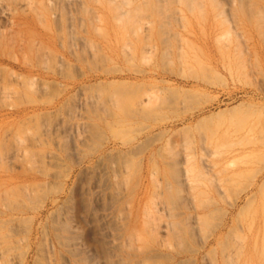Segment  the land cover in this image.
<instances>
[{"label": "rangeland", "instance_id": "obj_1", "mask_svg": "<svg viewBox=\"0 0 264 264\" xmlns=\"http://www.w3.org/2000/svg\"><path fill=\"white\" fill-rule=\"evenodd\" d=\"M263 29L264 0H0V264H264Z\"/></svg>", "mask_w": 264, "mask_h": 264}, {"label": "bare ground", "instance_id": "obj_2", "mask_svg": "<svg viewBox=\"0 0 264 264\" xmlns=\"http://www.w3.org/2000/svg\"><path fill=\"white\" fill-rule=\"evenodd\" d=\"M156 1H158V0H156ZM76 2H77V1H76ZM120 2L122 3L123 1H120ZM120 2H119V3H120ZM247 2H248V1H247ZM149 3H152V2H149ZM156 3H158V2H156ZM161 3H162V2H161ZM161 3H160V4H161ZM238 3H239V2H238ZM240 3H241V2H240ZM245 3H246V2H245ZM245 3H243V4H245ZM154 4H155V2H154ZM249 4H251V3H249ZM78 5H79V4H78ZM117 5H118V4H117ZM122 5H123V4H122ZM151 5H152V4H151ZM251 5H252V4H251ZM119 6H120V5H119ZM163 6H165V5H163ZM241 6L243 7V5H241ZM247 6H248V5H247ZM156 7H158V6H156ZM161 7H162V6H161ZM259 7H260V6H259ZM151 8H152V7H151ZM119 9H120V8H119ZM121 10H122V9H121ZM153 10H154V9H153ZM163 10H164V9H163ZM165 10H166V9H165ZM165 10H164V11H165ZM248 10H249V9H248ZM251 10H253V8H252ZM251 10H249V11L252 13ZM116 11H117V10H116ZM253 11H254V10H253ZM117 13H118V12H117ZM160 13H161V11L159 12V14H160ZM255 13H257V12L255 11V12L252 13V14H255ZM258 13H259V12H258ZM64 14H65V13H64ZM157 14H158V11H157ZM159 14H158V15H159ZM162 14H163V13H162ZM65 15H66V14H65ZM120 15H121V13H120ZM163 15H164V14H163ZM69 16H70V15H69ZM247 16H248V13H247V15H245V17H247ZM118 17H119V15L117 16V18H118ZM156 17H157V16H156ZM158 17H159V16H158ZM262 17H263V16H262ZM66 18H67V17H65V20H67ZM117 18H116V19H117ZM162 18H163L162 21H167V20H165V18H164L163 16H162ZM162 18H160V19H162ZM247 18H248V17H247ZM68 19H69V18H68ZM72 19H73V18H72ZM120 19H121V17H120ZM56 21H57V20H56ZM58 21H59V20H58ZM60 21H61V20H60ZM67 21H68V20H67ZM162 21H161V22H162ZM256 21H258V20H256ZM259 21H260V19H259ZM65 22H66V21H65ZM68 22H69V21H68ZM161 22H160L159 24H161ZM70 23H72V22H70ZM165 23H168V22H165ZM65 24H66V23H65ZM67 24H68V23H67ZM159 24H158V25H159ZM163 24H164V23H162V26H164ZM258 24H259V23H258ZM258 24H257V25H258ZM22 25H23V24H22ZM68 25H69V24H68ZM165 25H166V24H165ZM168 25H169V24H168ZM168 25H167V26H168ZM160 26H161V25H160ZM162 26H161V30H162V28H163ZM255 26H256V25H255ZM260 26H261V25H260ZM164 27H165V26H164ZM262 27H263V25H262ZM262 27H261V28H262ZM70 28H71V27H70ZM165 29H166V28H164V30H165ZM159 30H160V28H159ZM159 30H158V31H159ZM168 30H169V29H167V31H168ZM263 31H264V29H263ZM263 31H262V32H263ZM12 32H13V31H12ZM12 32H11V33H12ZM165 32H166V31H165ZM19 33H20V31H19ZM19 33H18V34H19ZM21 33H22V32H21ZM66 33H67V32H66ZM158 33H159V32H158ZM162 33H163V32H162ZM258 33H259V32H258ZM160 34H161V33H160ZM160 34H159V35H160ZM11 35H14V34L12 33ZM11 35L9 34V36H11ZM165 35H166L165 37L167 38V35H168V34H165ZM260 35L262 36V33H261ZM19 36H20V35H18V37H19ZM169 36H170V34H169ZM20 37H21V36H20ZM20 37H19V38H20ZM263 37H264V36H263ZM3 38H4V37H3ZM3 38H2V39H3ZM69 38H70V37H69ZM6 39H7V38H6ZM9 39H10L9 41H11V40H12V36H11V38H9ZM162 39H164V38H162ZM19 40H20V39H19ZM27 40H28V39H27ZM29 40H30V39H29ZM72 40H73V39H72ZM9 41H8V42H9ZM5 42H6V41H5ZM12 42H14V41L12 40ZM26 42L28 43V41H26ZM26 42H25V44H26ZM30 42H31V41H30ZM166 42H168V41L166 40ZM18 43H19V42H18ZM3 44H4V43L2 42V45H3ZM28 44H29V43H28ZM10 47H11V46H10ZM27 47H28V46H27ZM19 49H21V48H19ZM164 50H165V49H164ZM20 51H21V50H20ZM165 51H166V50H165ZM163 54H164V53H163ZM23 55H24V54H23ZM81 57H82V54H81ZM109 85H110V84H109ZM96 86H98V85H96ZM107 86H108V84H107ZM94 87H95V85H94ZM90 89H91V88H90ZM90 89H89V90H90ZM93 89H94V88H93ZM96 89H97V88H96ZM96 89H95V90H96ZM100 89H102V88H100ZM95 90H94V92H96ZM116 90H117V89H116ZM99 91H100V90H99ZM101 91H103V90H101ZM107 91H108V90H107ZM124 91H125V90H124ZM124 91H123V92H124ZM92 92H93V91H92ZM112 92H113V91H112ZM114 92H115V91H114ZM117 92H118V91H117ZM123 92H122V93H123ZM125 92H126V91H125ZM115 93H116V92H115ZM101 94H102V93H101ZM111 94H112V93H111ZM113 94H114V93H113ZM113 94H112L111 96H113ZM121 95H122V94H121ZM124 95H125V97H126L127 94H124ZM124 95H123V96H124ZM108 96H110V95H108ZM107 98H109V97H107ZM168 98H169V97H168ZM169 99H170V98H169ZM95 100H96V99H95ZM163 100H164V99H163ZM165 101H167L166 98H165ZM169 101H170V100H169ZM100 102H101V101H100ZM102 102H103V99H102ZM94 103H95V102H94ZM104 103H105V102H104ZM121 103H124V102L121 101ZM121 103H120V104H121ZM138 103H139V102H138ZM142 103H143V102H142ZM166 103H169V102L167 101ZM126 104H127V103H126ZM134 104H136V101H135ZM134 104H133V105H134ZM145 104H147V103H145ZM66 105H67V104H66ZM66 105H65V106H66ZM72 105H73V104H72ZM93 105H94V104H93ZM136 105H137V104H136ZM140 105H142L141 102H140ZM140 105H139V106H140ZM69 106H71V105L69 104ZM94 106H95V105H94ZM100 106H101V105H100ZM104 106H105V105H104ZM120 106H121V105H120ZM124 106L126 107V108H125L126 110L123 109V111L125 110V111L127 112L128 115H127L126 113L123 114V115L130 116L131 113H130L129 111H127V109H128L127 106H128V105H125V104H124ZM124 106H123V104H122V108H124ZM67 107H68V106H67ZM146 107H147V105H146ZM97 108H98V107H97ZM103 108H104V107H103ZM120 108H121V107H120ZM122 108H121V109H122ZM147 108H148V107H147ZM93 109H95V108H93ZM101 109H102V106H101ZM116 109H118V108H116ZM137 109H138V108H137ZM137 109H133V110L136 111ZM139 109H141V108H139ZM148 109H150V108H148ZM103 110H104V109H103ZM119 110H120V109H119ZM128 110H132V108H130V109H128ZM98 111H99V110H98ZM100 111H101V110H100ZM105 111L107 112V108H105ZM135 111H134V112H135ZM139 111H140V110H139ZM150 111H151V110H150ZM106 112H105V113H106ZM109 112H110V111H109ZM109 112H108V113H109ZM112 112H113V113H111V112H110V113H111V115L113 114V117H114V111H112ZM115 112H116V111H115ZM121 112H122V111H121ZM137 112H138V111H137ZM137 112H136V113H137ZM141 112H142V111H140V115H142ZM108 113H107V114H108ZM117 113H119V112L117 111ZM129 113H130V115H129ZM138 113H139V112H138ZM93 114H95V113H93ZM146 114H147V113H146ZM146 114L144 113L145 117H147ZM151 114H153V113H151ZM140 115H139V117H140ZM93 116H94V115H93ZM100 116H101V115H100ZM116 116H117V115H116ZM151 116H152V115H151ZM96 117H97V116H96ZM101 117H102V116H101ZM131 117H132V116H131ZM142 117H144V116L142 115ZM142 117H141V118H142ZM117 118H118L117 120L121 119V118L118 117V116H117ZM101 119H102V118H101ZM123 119H124V118H123ZM123 119H122V120H123ZM111 120H112V123H113L114 120H113V119H111ZM115 120H116V117H115ZM114 122H115V121H114ZM110 123H111V121H110ZM110 123H109V124H110ZM112 123H111L110 125H112ZM115 123H117V122H115ZM119 123H120V122H118V124H119ZM125 123H126V122H125ZM125 123H122V124H125ZM120 124H121V123H120ZM122 124H121V125H122ZM93 125H95V124H93ZM93 125H91V126H93ZM105 125H106V124H105ZM105 125H104V126H105ZM107 126H108V122H107V125H106L105 127H107ZM109 127H110V126H109ZM109 127H108V129L110 130ZM112 127H113V126H112ZM117 127H119V126H117ZM90 128H91V127H90ZM128 128H129V127H128ZM128 128H127V129H128ZM93 129H94V128H93ZM98 129H100V128L98 127ZM123 129H124V128H123ZM123 129H122L121 131H123ZM125 129H126V128H125ZM95 130H96V129H95ZM95 130H94V131H95ZM116 131H117V130H116ZM119 131H120V130H119ZM124 132H125V131H124ZM124 132H123V133H124ZM128 132H129V131H128ZM96 133H98V132H96ZM120 134H121V133H120ZM120 134H119V135H120ZM116 135H117V134H116ZM125 135H126V134H125ZM107 155H108V154H107ZM113 155H114V154H113ZM115 155H116V154H115ZM107 157H109V156H107ZM109 158H110V157H109ZM107 160H108V158H107ZM109 160H111V158H110ZM115 160H116V162H118L117 159H115ZM124 160H125V159H124ZM122 161H123V160H122ZM98 164H99V163H98ZM114 164H115V163H114ZM120 164H121V163H120ZM175 164H176V163H175ZM103 165H104V163H103ZM103 165H102V166H103ZM112 165H113V164H112ZM122 165H123V164H122ZM114 166H115V165H114ZM117 167H118V166H117ZM174 168H176V167H174ZM174 168H173V169H174ZM109 169H110V166H109ZM111 170H113V169H111ZM114 170H115V169H114ZM177 170H178V169H175L176 172H177ZM173 171H174V170H173ZM111 172H112V171H111ZM113 172H114V171H113ZM89 173H90V172H89ZM94 173H95V171H94ZM114 173H115V172H114ZM172 173H173V172H172ZM179 174H180V172H179ZM82 175H84V174H82ZM113 175H114V174H113ZM118 175H119V173H118ZM115 176H116V174H115ZM173 176H174V175H173ZM175 176H176V175H175ZM93 178H94V177H93ZM116 181H117V179H116ZM134 181H135V182H134ZM134 181H133L134 185H132V188H130V189H133V190L131 191V195H132V193H134V196H133V197H135V189H137L138 187H141V185H142V184L144 183V181H145V177L142 175V172H141V171H138V172H137ZM120 182H121V181H120ZM78 183H79V182H78ZM78 183H77V184H78ZM114 183H115V182H114ZM133 183H132V184H133ZM165 183H168V182L165 181ZM165 183H164V184H165ZM120 184H121V183H120ZM114 186H117L116 183H115ZM165 186H166V185H165ZM166 187H167V186H166ZM168 187H169V186H168ZM117 188H118V187H117ZM164 188H165V187H164ZM167 189H168V188H167ZM12 190H13V189H10L9 191H12ZM114 190H115V189H114ZM174 190H175V189H174ZM177 190H178V189H177ZM175 191H176V190H175ZM175 191H174V193H176ZM70 192H71V191H70ZM73 192H74V191H73ZM112 193H113V192H112ZM20 194H22V193L20 192ZM169 194H170V193H169ZM114 195H115V194H114ZM170 195H171V194H170ZM170 195H169L168 197H170ZM176 195H177V194H176ZM171 197H172V196H171ZM177 197H178V196H177ZM71 198H72V197H71ZM71 198H70V199H71ZM110 198H111V197H110ZM106 199H107V198H106ZM111 199H112V198H111ZM172 199H173V198H172ZM172 199H171V200H172ZM177 199H178V198H177ZM72 200H73V199L69 200V202H71ZM81 200H82V199H81ZM111 201H112V200H111ZM113 201H114V200H113ZM113 201H112V202H113ZM73 202H74V201H73ZM109 202H110V201H109ZM172 202H175V201H172ZM71 203H72V202H71ZM75 204H76V203H75ZM171 204H172V203H171ZM75 209H76V208H75ZM90 209H91V208H90ZM70 210H73V209H70ZM63 211H64V210H63ZM81 211H82V210H81ZM52 216H55V215H52ZM69 216H70V215H69ZM60 217H61V216H60ZM60 219H61V218H60ZM60 219H59V220H60ZM186 219H187V218H186ZM186 219H185V220H186ZM51 220H52V219H51ZM69 220H70V219H69ZM114 220H115V219H114ZM182 220H183V219H182ZM185 220H184V221H185ZM188 220H189V218H188ZM52 221H54V219H53ZM137 221H138V219H137ZM137 221H136V222H137ZM177 221H178V220H177ZM184 221H183V222H184ZM60 222H61V220H60ZM68 222H69V221H68ZM68 222H66V224H67ZM136 222H135V223H136ZM172 222L174 223V221H172ZM175 222H176V221H175ZM178 222H179V221H178ZM55 223H56V222H55ZM132 223H133V222H132ZM132 223H131V224H132ZM176 223H177V222H176ZM180 223H181V225L184 224V223L187 224L186 221H185L184 223H182V221H181ZM62 224H63V221H62ZM66 224H64V225H66ZM177 224H178V223H177ZM64 225H63V227H62V225H61V228H62L64 231H63L61 228H59V231L62 230L63 232H65V231H66V232H69V229H70V228H68V225H67V230H66V226H64ZM134 225H136V224H134ZM187 225H188V224H187ZM58 226H59V225H58ZM58 226H57L56 228H58ZM69 226H70V225H69ZM100 226H102V225H100ZM111 226H112V225H110V228H111ZM115 226H116V225H115ZM131 226H132V225H131ZM175 226H176V224H175ZM185 226H186V225H185ZM59 227H60V226H59ZM112 227H113V226H112ZM167 227H168V228L171 227V228L173 229V225H171V224H169ZM180 227H181V226H180ZM53 228H54V227H52V229H53ZM116 228H117V227H116ZM129 228H130V226H129ZM131 228H132V227H131ZM131 228H130V229H131ZM171 228H170V229H171ZM54 229H55V228H54ZM54 229H53V230H54ZM60 229H61V230H60ZM102 229H104V228H102ZM125 229H126V228H125ZM130 229H129V230H130ZM133 229H134V228H133ZM179 229H180V228H178V230H179ZM182 229H183V227H182ZM100 230H101V229H100ZM127 230H128V229H127ZM178 230H172V231L170 230V232L172 233L173 231H178ZM45 231H46V230H45ZM131 231H132V229H131ZM131 231H130V232H131ZM46 232H47V231H46ZM46 232H45V233H46ZM66 232H65V233H66ZM179 232H180V231H179ZM45 233H44V234H45ZM60 233H61V232H60ZM71 233H72V231H71ZM128 233H129V232H128ZM177 233H178V232H177ZM58 234H59V233H58ZM66 234H68V233H66ZM126 234H127V232H126ZM130 234H131V233H129V234H127V235H130ZM173 234H174V232H173ZM181 234H183V233H181ZM187 234H188V232H187ZM109 235H110V234H109ZM127 235H126V236H127ZM44 236H46V235H44ZM61 236H62V235H61ZM65 236H67V235H64V234H63V236H62L61 238L63 239V237H65ZM69 236H70V235H69ZM69 236H68V237H69ZM172 236H173V235H172ZM179 236H180V235H179ZM57 237H58V236H57ZM71 237H72V236H71ZM77 237H78V236H77ZM77 237H76V239H77ZM177 237H178V236H177ZM180 237H181V236H180ZM58 238H59V237H58ZM72 238H73V237H72ZM72 238H71V240H72ZM90 238H91V237H90ZM175 238H176V236H175ZM178 238H179V237H178ZM181 238H183V237H181ZM65 239H66V237H65ZM176 239H177V238H176ZM179 239H180V238H179ZM179 239H178V240H179ZM67 240H68V239H66V241H67ZM74 240H75V239H74ZM91 240H93V239H91ZM181 240H182V239H181ZM60 241H61L60 244H64L63 242H64L65 240H60ZM60 241H59V242H60ZM66 241H65V242H66ZM76 241H77V240H76ZM80 241H81V239H80ZM122 241H123V240H122ZM127 241H128V240H127ZM174 241H175V240H174ZM182 241H183V240H182ZM69 242H70V241H69ZM71 242H73V241H71ZM74 243H75V242H74ZM74 243H73V246H75ZM177 243H178V242L176 241V244H177ZM179 243H180V242H179ZM67 244H68V242L65 244V246H66ZM178 245H179V244H178ZM180 245H181V244H180ZM62 246H63V245H62ZM68 246H69V245H68ZM71 246H72V245H71ZM110 247H111V246H110ZM112 247H113V246H112ZM42 248H43V247H42ZM69 249H70V248H69ZM72 249H73V248H72ZM75 249H76V248H75ZM114 249H115V248H114ZM116 249H117V248H116ZM70 250H71V249H70ZM70 250H68V252H69ZM77 250H78V249H77ZM42 251H44V249H43ZM65 251H67V250H65ZM74 251H75V250H74ZM74 251L72 250L71 253H73ZM86 251H87V250H86ZM44 252H45V251H44ZM44 252H43V253H44ZM76 253H77V252H76ZM90 253H91V252H90ZM58 254H59V253H58ZM80 254H81V253H80ZM83 254H84V253H83ZM93 255H94V254H93ZM114 255H115V254H114ZM41 256H42V255H41ZM90 256H91V255H90ZM85 257H86V256H85ZM125 257H126V256H125ZM60 259H61V258H60ZM84 259H85V258H84ZM87 259H88V258H86V262H89V261H87ZM89 259H90V258H89ZM44 260H45V259H44ZM77 260H78V259H77ZM82 260H83V258H82ZM115 260H117V259H115ZM91 261H92V260H91ZM113 261H114V260H113ZM120 261H121V259H119V262H117V264H119ZM46 262H47V261H46ZM59 262H60V261H59ZM84 262H85V260H84ZM92 262H93V261H92ZM92 262H91V264H92ZM95 262H97V261H95ZM178 262H179V261H178ZM178 262H177V263H178ZM39 263H40V262H39ZM114 263H115V262H114ZM125 263H126V262H125ZM179 263H182V262H179ZM44 264H45V263H44ZM46 264H47V263H46ZM78 264H79V263H78ZM89 264H90V263H89ZM93 264H94V263H93Z\"/></svg>", "mask_w": 264, "mask_h": 264}]
</instances>
